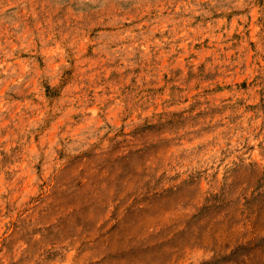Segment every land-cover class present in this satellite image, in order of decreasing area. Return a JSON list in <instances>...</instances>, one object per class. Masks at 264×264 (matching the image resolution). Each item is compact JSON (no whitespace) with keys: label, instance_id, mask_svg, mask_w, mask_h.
Segmentation results:
<instances>
[{"label":"rangeland","instance_id":"374dc122","mask_svg":"<svg viewBox=\"0 0 264 264\" xmlns=\"http://www.w3.org/2000/svg\"><path fill=\"white\" fill-rule=\"evenodd\" d=\"M0 264H264V0H0Z\"/></svg>","mask_w":264,"mask_h":264}]
</instances>
